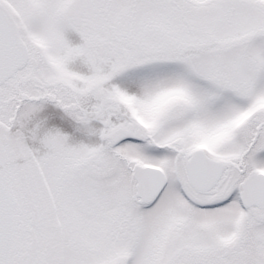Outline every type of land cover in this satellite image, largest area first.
Here are the masks:
<instances>
[{
    "label": "snow or ice",
    "instance_id": "obj_1",
    "mask_svg": "<svg viewBox=\"0 0 264 264\" xmlns=\"http://www.w3.org/2000/svg\"><path fill=\"white\" fill-rule=\"evenodd\" d=\"M0 264H264V0H0Z\"/></svg>",
    "mask_w": 264,
    "mask_h": 264
}]
</instances>
